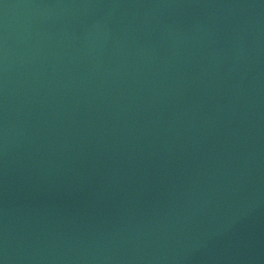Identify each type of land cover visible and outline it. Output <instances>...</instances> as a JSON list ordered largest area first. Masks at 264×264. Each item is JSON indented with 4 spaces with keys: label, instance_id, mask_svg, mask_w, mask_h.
<instances>
[{
    "label": "water",
    "instance_id": "obj_1",
    "mask_svg": "<svg viewBox=\"0 0 264 264\" xmlns=\"http://www.w3.org/2000/svg\"><path fill=\"white\" fill-rule=\"evenodd\" d=\"M0 264H264V0H0Z\"/></svg>",
    "mask_w": 264,
    "mask_h": 264
}]
</instances>
